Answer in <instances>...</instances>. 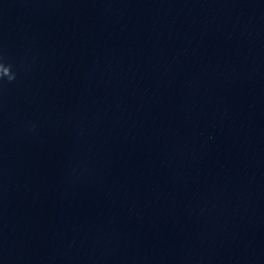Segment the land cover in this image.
<instances>
[{
	"label": "clouds",
	"instance_id": "9594fccd",
	"mask_svg": "<svg viewBox=\"0 0 264 264\" xmlns=\"http://www.w3.org/2000/svg\"><path fill=\"white\" fill-rule=\"evenodd\" d=\"M0 60H2V57H0ZM0 67L6 68L5 71L0 72V79L7 77L8 82H12L16 79V74L11 71L10 65L6 66L3 62H0Z\"/></svg>",
	"mask_w": 264,
	"mask_h": 264
}]
</instances>
